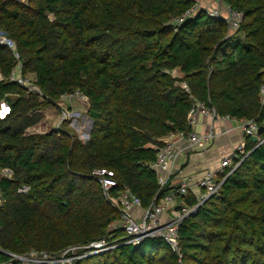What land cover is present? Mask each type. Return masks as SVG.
Returning a JSON list of instances; mask_svg holds the SVG:
<instances>
[{
  "label": "trees",
  "instance_id": "trees-1",
  "mask_svg": "<svg viewBox=\"0 0 264 264\" xmlns=\"http://www.w3.org/2000/svg\"><path fill=\"white\" fill-rule=\"evenodd\" d=\"M225 3L243 16L236 31L205 10L178 23L195 0H0V30L45 96L9 82L15 58L0 47V106L11 108L0 118V172L12 174H0L1 251L57 261L107 237L120 215L97 170L113 172L114 193L129 188L144 209L159 203L171 189L152 165L171 133L191 130L197 103L264 127V0ZM76 91L89 99L86 142L70 122L28 133ZM245 151L219 194L180 225V255L147 238L74 264H264V142L246 137ZM177 201L198 203L192 191ZM8 254L0 264H23Z\"/></svg>",
  "mask_w": 264,
  "mask_h": 264
},
{
  "label": "built area",
  "instance_id": "built-area-1",
  "mask_svg": "<svg viewBox=\"0 0 264 264\" xmlns=\"http://www.w3.org/2000/svg\"><path fill=\"white\" fill-rule=\"evenodd\" d=\"M201 1L195 0L196 5L178 19V23H182L186 19L193 17L199 10H205L210 17L224 20L234 31L241 27L242 14L227 5L225 0H209L213 2V6L209 8L203 7ZM0 47L10 50L15 58L14 66L8 78L9 82L17 83L22 88L28 90L29 93L37 94L44 101L45 96L35 85L34 77L31 79L30 75L25 74L23 71V63L16 43L1 30ZM261 99L264 104V85L261 87ZM61 102L63 104L80 103L86 105L89 103V99L84 93L76 91L62 95ZM10 112L11 108L8 103L2 102L0 106V118L4 119ZM60 113L59 127L63 123L72 122L81 116L77 111L70 110L64 105L60 107ZM199 113L211 116L214 121L220 119L214 109L208 108L205 104L197 103L191 109L188 116V125L191 130L188 132L171 133L167 137L165 146L159 151L156 163L152 165V169L157 174L160 188L164 189L168 186L171 189L168 194L160 199L159 203H156L149 209H144L141 200L129 188H124L122 191L114 193L118 187V183L115 180L113 172L106 169L97 170L94 172V177L101 185L105 199L119 213V220L111 224L110 233L107 237L92 242L87 246L71 247L57 261H51L48 255L43 254L42 258L46 257V259L37 261V263L58 262L61 264H74L76 261L106 253L123 245L139 244L147 238L163 239L174 252L180 255V225L191 215L195 214L207 200L219 194L225 180L247 156L245 138L254 137L259 131V127L254 122H241L244 139L235 148L231 156L223 158L217 169L207 170L200 179L195 180L192 177L183 176L180 183L175 184L174 176L177 173L175 168L178 160L185 156L188 151L206 149L217 138V134L212 127L203 134L197 132V116ZM221 119L232 120L230 118ZM236 160H239V162H236ZM0 174H6L9 177L12 175L7 170L0 172ZM29 189V187H23L19 192L27 193ZM194 189H198L199 193H194ZM191 191L197 197V205L188 207L184 204H179L177 198L186 196ZM118 232H121L122 236H118ZM13 258L26 260L24 257L18 256H13ZM65 258L67 260H62ZM35 262L33 260L31 264H36Z\"/></svg>",
  "mask_w": 264,
  "mask_h": 264
},
{
  "label": "crops",
  "instance_id": "crops-1",
  "mask_svg": "<svg viewBox=\"0 0 264 264\" xmlns=\"http://www.w3.org/2000/svg\"><path fill=\"white\" fill-rule=\"evenodd\" d=\"M197 119V132L203 134L212 127L217 138L206 149L188 151L178 160L175 168L177 171L174 176L175 184H179L183 176L198 180L207 170L217 169L221 160L231 156L235 148L243 142L241 122L221 118L214 121L211 116L202 113L198 114ZM193 192L199 193L198 189H194Z\"/></svg>",
  "mask_w": 264,
  "mask_h": 264
},
{
  "label": "rangeland",
  "instance_id": "rangeland-1",
  "mask_svg": "<svg viewBox=\"0 0 264 264\" xmlns=\"http://www.w3.org/2000/svg\"><path fill=\"white\" fill-rule=\"evenodd\" d=\"M20 1H26V0H20ZM201 4L205 8H209L213 6V2H210L209 0H202ZM174 76H179L178 72H175ZM29 77L31 79L33 78L31 75ZM88 105L89 104L83 105L80 103H73V104L65 103L64 105L66 108L73 110V111H77V113L81 114L80 117L70 122V128L73 131L77 132L79 134L80 139L84 142L88 140L89 135L92 130V126H93V121L89 119V117L87 116L88 108H89ZM42 113L44 114L43 121L36 127L29 129L28 130L29 134H42V133H47L52 130L58 129L59 117L61 114L60 108L50 107V108L44 109ZM24 258L26 259L25 261L19 260V259H15V260H19L23 264H31V261L35 260L36 261L35 263L38 264L37 261H42L46 259V257L42 258V255L40 256L39 254L30 255ZM62 260H67V258L62 259Z\"/></svg>",
  "mask_w": 264,
  "mask_h": 264
},
{
  "label": "water",
  "instance_id": "water-1",
  "mask_svg": "<svg viewBox=\"0 0 264 264\" xmlns=\"http://www.w3.org/2000/svg\"><path fill=\"white\" fill-rule=\"evenodd\" d=\"M263 133H264V127H261V128H259L258 134L253 137V141L255 143H257L258 146H260L264 142V140H261V136H262ZM0 252H2L4 254H8V253L3 252L1 250H0ZM8 255L13 257V255H11V254H8Z\"/></svg>",
  "mask_w": 264,
  "mask_h": 264
},
{
  "label": "bare ground",
  "instance_id": "bare-ground-1",
  "mask_svg": "<svg viewBox=\"0 0 264 264\" xmlns=\"http://www.w3.org/2000/svg\"><path fill=\"white\" fill-rule=\"evenodd\" d=\"M4 112H5V110H4Z\"/></svg>",
  "mask_w": 264,
  "mask_h": 264
}]
</instances>
